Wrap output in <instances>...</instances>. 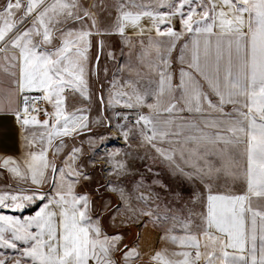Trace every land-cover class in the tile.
<instances>
[{"label": "snow or ice", "instance_id": "6c2138e0", "mask_svg": "<svg viewBox=\"0 0 264 264\" xmlns=\"http://www.w3.org/2000/svg\"><path fill=\"white\" fill-rule=\"evenodd\" d=\"M111 36L138 50L154 87L114 75L93 90ZM0 62L10 78L0 126L18 125L24 149L20 158L0 156V168L22 185L0 191V264H135L139 238L129 245L108 229L145 217L170 225L163 239L181 249L175 259L157 251L153 264H264V0H2ZM112 128L126 143L138 136L173 173L200 181L205 210L161 211V192L171 190L157 174L147 195L139 191L144 177L131 167L130 144L123 155L107 154L96 200L78 193L94 181L95 156L85 158L84 143L94 150ZM221 171L243 181L240 193L214 189ZM32 205L38 210L23 219L4 212Z\"/></svg>", "mask_w": 264, "mask_h": 264}, {"label": "crops", "instance_id": "0c3cea01", "mask_svg": "<svg viewBox=\"0 0 264 264\" xmlns=\"http://www.w3.org/2000/svg\"><path fill=\"white\" fill-rule=\"evenodd\" d=\"M145 2H148V0H145ZM154 2V0H152ZM145 25H148L147 19L144 21ZM177 30H179V25L177 24ZM128 35L132 36V30H128ZM101 39L98 37V40ZM105 39V49L104 53L101 54L99 58V66H100V81H97L95 85H93V90L95 91V88L98 86L99 82H103V84L107 87L108 81L112 79L114 75H119L122 76L124 79H128L129 76L133 80L138 81V87L141 88V90H145L151 87H154V79L155 77L151 74H149L147 65L141 66L138 62V56L139 52L136 48H133L131 50L128 49L127 42L122 41L119 36H111ZM97 40V41H98ZM94 49V50H93ZM94 51V53H93ZM98 51V42L97 44L92 47V55L93 58L95 57V54ZM129 51L132 52V55H129ZM107 52H113L115 54V58H109L107 57L106 53ZM178 55H179V45L177 47V50L173 53V70H174V83L178 82V73H179V68L181 65L179 64L178 61ZM130 66V67H129ZM108 69L107 77H105V74L103 72L104 68ZM3 63L0 62V106L9 103V96L6 94L7 90V84L9 81V77L3 72ZM125 69L123 72L118 73V69ZM136 73H139V75H136ZM95 79V78H93ZM95 97H93L94 99ZM14 99V98H11ZM73 103L72 98H69V107H71ZM84 103H79L77 102L78 107H83ZM91 106H95L94 103ZM49 111H51V107L49 106L48 108ZM147 112V109L144 110ZM185 115H187L185 113ZM168 114L164 113L163 117L167 118ZM45 117L39 116V119L43 120ZM206 133L208 134H214L217 130L216 129H205ZM139 138V137H138ZM86 139V138H85ZM129 144L131 145H137L139 146V152H140V162L139 164L135 163V161L130 162L132 169H138L139 173H141L144 177V190H141L144 192L145 195H147L149 192L145 188L148 187V185H152V181L157 179V174L161 178V182L166 183V177L164 176L163 171H168L170 168L166 163H163L159 160H153V156L155 157L154 150H152L149 146L147 145H142L141 140L139 138L138 141L135 140V136H130V139L128 141ZM87 142L84 143V148H86ZM211 147V146H208ZM217 148H223V144L216 145ZM24 151L23 145L21 142V137L19 135V128L18 125H15L11 123L10 121L7 124H4L0 126V156H12L14 158H20L22 152ZM66 151V150H65ZM152 154V155H151ZM63 157L61 156L60 159ZM156 159V158H155ZM59 162V160H58ZM151 169V171H149ZM155 171V176L154 178L151 177L152 173ZM150 174V176H149ZM176 176H179V173L175 174ZM151 177V179L148 178ZM149 180H152L149 182ZM172 177V182L173 181ZM167 184V183H166ZM6 185H12V186H22L18 185V182L11 178V176L4 170L3 168H0V191H5ZM141 187L140 189H142ZM220 192H225V191H220ZM240 193V192H236ZM135 194V193H134ZM173 194V193H172ZM165 195V196H164ZM207 191H204L203 193L200 194H191L188 196L189 202L192 200L194 204H190L191 208H186V209H173V211H170V214H177V215H185L187 214L190 210H194L196 212H201L204 211L205 208L202 206L201 201L206 197ZM171 194H161V200L159 203H162L167 201L168 199L171 198ZM181 199V197H180ZM168 209V208H166ZM38 210V209H37ZM161 211L162 210L161 208ZM10 214V213H9ZM126 224V228L129 227L128 230H131V225ZM170 225H154L153 223L149 222L148 219L142 218L140 221H138L137 226H135L136 229L133 231H137L138 235L134 237L135 234H133V240L130 242L129 245L134 244V242L137 241L138 239V244L136 245L139 249V252L141 253L140 259L135 261V264H153L151 257L157 252L161 250H167L169 253V258L175 259V257H171V253L174 251H180L181 249L179 248L178 245L172 244L169 240L163 239L164 236V230L165 227H169ZM175 234L180 235L182 234L179 230L175 232ZM131 238V237H130ZM201 243H203V237L200 236ZM201 251H206L205 249L201 248ZM120 254V253H119ZM199 264H205V261L202 259Z\"/></svg>", "mask_w": 264, "mask_h": 264}, {"label": "rangeland", "instance_id": "374dc122", "mask_svg": "<svg viewBox=\"0 0 264 264\" xmlns=\"http://www.w3.org/2000/svg\"><path fill=\"white\" fill-rule=\"evenodd\" d=\"M0 3H2V0H0ZM114 14V13H113ZM106 15V13H101L102 18ZM98 37H95L93 39V44L94 46L97 44ZM94 50V49H93ZM94 53V51H93ZM93 103L95 105V98L93 99ZM45 107L49 108L48 105H45ZM83 107H88V105H84ZM93 112H92V116H95V106L93 107ZM111 111V110H109ZM39 116H43V113H40ZM96 131H104V129L102 128H97L95 129ZM130 136H135V140L138 141L139 138L136 135L130 134ZM105 140L103 141V143H97L96 148L93 150L92 148L89 147L88 144H86V148H85V158L90 157V156H95V161L93 164V170L94 171V181H89L86 184H81L78 185L76 188V191L78 193L81 192H87L94 200L97 199L96 196V192L94 191L95 189H97L99 187V183L98 181H100L102 178H104L106 176V172L103 171V169H106L109 167V163L107 160V154L111 153V152H115V151H119L122 155L125 151H129L128 149V142L126 143L124 141V139L122 138L121 133L115 129L112 128L111 132H107L105 131ZM131 145V144H130ZM131 155L129 156V162H133L135 161V163L139 164L140 162V152H139V146L137 145H131V149H130ZM152 155V154H151ZM153 160H157L155 159V157L153 156ZM213 163L216 164L217 167H220V163H219V157H212ZM134 171H138V169H134ZM164 172V176L166 177V183L168 188L171 190V192L167 193V194H171L172 193H177L178 195L175 197V199H173V196H171L172 199H168L167 201L163 202L162 204V210L164 211H168L169 208L168 206H170V211H173V209H176L175 211H177L178 209L182 208V209H188L191 208L190 204H194L192 202V200L189 202V198L188 196L191 194H200L203 193L204 191H206V189L204 188V185L200 183V181L196 180V179H188L182 175L179 174V176H176V173H173L171 170H166L163 171ZM155 171L152 173V176L154 178L155 176ZM150 176V174H149ZM148 176V178H149ZM172 177H173V181L172 182ZM108 179H114L113 177H108ZM152 180H149V182H151ZM106 182V181H105ZM213 187L215 190L218 191H232V192H241L242 189L244 188V184L243 181L240 179H234L231 175L227 174L224 171H221L218 175L217 178L214 180L213 182ZM130 190H132L134 188L133 185H129ZM152 185H148L147 188H145L146 190H148V192L151 191ZM5 189H7L5 187ZM8 190V189H7ZM45 190H47V185L45 186ZM144 187L142 189H139L140 192H143ZM135 193V192H134ZM133 193V194H134ZM144 193V192H143ZM161 194H166L164 192H161ZM105 199H107L109 196L112 197L113 200H116V194L115 193H105ZM165 196V195H164ZM181 197V199H180ZM39 203V202H38ZM100 203H103V201H100ZM135 204V202H134ZM168 208V209H166ZM37 210V205H32L29 208H26L23 212H10L8 210H4L5 214H9L10 215H19L21 216V218L23 219L24 217L30 216V215H34L35 211ZM137 223H133L131 225V230H128V228H126L125 231V227L122 226L120 229L118 230H114V229H108L109 232L112 231H119L121 234H126L125 235V240L124 242L127 244H130V242H132L133 240V234L134 237H136V235H138L137 231H133L134 229L137 230V228H135V226H137ZM131 237V238H130ZM9 255H14V253H12L11 251L8 252ZM117 258L119 259L120 254L117 253ZM138 264V263H137Z\"/></svg>", "mask_w": 264, "mask_h": 264}]
</instances>
